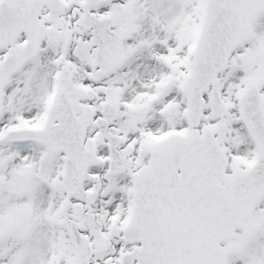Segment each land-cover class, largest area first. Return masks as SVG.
Segmentation results:
<instances>
[{"label": "snow or ice", "instance_id": "6c2138e0", "mask_svg": "<svg viewBox=\"0 0 264 264\" xmlns=\"http://www.w3.org/2000/svg\"><path fill=\"white\" fill-rule=\"evenodd\" d=\"M0 264H264V0H0Z\"/></svg>", "mask_w": 264, "mask_h": 264}]
</instances>
